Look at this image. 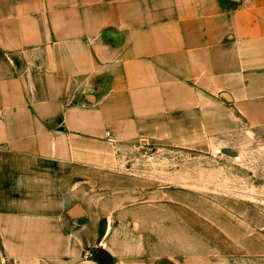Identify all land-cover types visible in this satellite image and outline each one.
Listing matches in <instances>:
<instances>
[{"label": "crops", "instance_id": "crops-1", "mask_svg": "<svg viewBox=\"0 0 264 264\" xmlns=\"http://www.w3.org/2000/svg\"><path fill=\"white\" fill-rule=\"evenodd\" d=\"M261 129L264 0H0L11 264H233L219 239L264 258L262 229L193 188L120 182L151 142L236 157Z\"/></svg>", "mask_w": 264, "mask_h": 264}, {"label": "rangeland", "instance_id": "rangeland-1", "mask_svg": "<svg viewBox=\"0 0 264 264\" xmlns=\"http://www.w3.org/2000/svg\"><path fill=\"white\" fill-rule=\"evenodd\" d=\"M226 148L237 156H229L221 149L214 153L186 154L167 144L151 142L139 148V153L125 154L127 159L123 160L119 181L131 182L126 177H133V183L152 184L158 181V176L165 175L166 188H193L198 197L223 205L264 231V129L247 130L245 136L237 137ZM126 166H130L129 170ZM204 232L208 236L212 233L213 238L221 236L209 227ZM216 243L233 264H264V258H244L226 240L219 239ZM0 264H11L1 248Z\"/></svg>", "mask_w": 264, "mask_h": 264}, {"label": "water", "instance_id": "water-1", "mask_svg": "<svg viewBox=\"0 0 264 264\" xmlns=\"http://www.w3.org/2000/svg\"><path fill=\"white\" fill-rule=\"evenodd\" d=\"M95 257H96V259L103 261V260L107 259V254L102 249H99L96 252Z\"/></svg>", "mask_w": 264, "mask_h": 264}, {"label": "built area", "instance_id": "built-area-1", "mask_svg": "<svg viewBox=\"0 0 264 264\" xmlns=\"http://www.w3.org/2000/svg\"><path fill=\"white\" fill-rule=\"evenodd\" d=\"M89 255H91V256H92V254H89Z\"/></svg>", "mask_w": 264, "mask_h": 264}]
</instances>
